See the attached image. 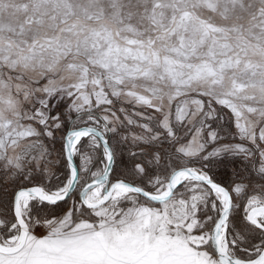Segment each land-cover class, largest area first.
I'll list each match as a JSON object with an SVG mask.
<instances>
[{"label":"snow or ice","instance_id":"1","mask_svg":"<svg viewBox=\"0 0 264 264\" xmlns=\"http://www.w3.org/2000/svg\"><path fill=\"white\" fill-rule=\"evenodd\" d=\"M0 264H264V0H0Z\"/></svg>","mask_w":264,"mask_h":264}]
</instances>
